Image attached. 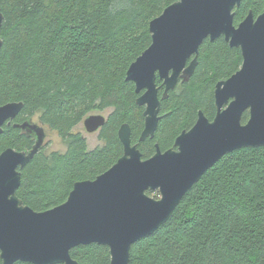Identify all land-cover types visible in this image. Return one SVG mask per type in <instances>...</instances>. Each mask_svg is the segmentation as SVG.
<instances>
[{
  "label": "trees",
  "instance_id": "trees-1",
  "mask_svg": "<svg viewBox=\"0 0 264 264\" xmlns=\"http://www.w3.org/2000/svg\"><path fill=\"white\" fill-rule=\"evenodd\" d=\"M177 0H0V105L22 101L17 121L40 120L67 143L64 152L40 150L22 169L17 195L34 210L63 203L76 181L95 179L123 154L118 130L131 126L132 143L143 158L174 146L190 129L199 110L216 114L215 86L242 65L239 47L223 36L200 46L197 67L161 100L155 136L140 141L144 106L137 104L130 64L151 44L150 21ZM264 0H242L238 25ZM162 97L164 86L157 77ZM111 109L99 131L102 146L88 148L75 132L93 111ZM249 119L245 111L242 122ZM31 138L11 125L0 133V153L24 149ZM159 197L158 191H148ZM79 264H110L107 245L71 249ZM131 264H264V146L224 155L185 194L170 219L131 247ZM0 264L2 259L0 257ZM14 264H33L17 261ZM61 264V263H57Z\"/></svg>",
  "mask_w": 264,
  "mask_h": 264
},
{
  "label": "water",
  "instance_id": "water-1",
  "mask_svg": "<svg viewBox=\"0 0 264 264\" xmlns=\"http://www.w3.org/2000/svg\"><path fill=\"white\" fill-rule=\"evenodd\" d=\"M242 0H177L149 24L151 44L130 64L137 104L144 106L140 141L153 138L160 119L161 100L180 82L188 81L200 46L223 36L242 51L241 67L220 80L214 91L216 114L210 120L199 110L195 124L183 130L174 146L143 158L132 143L131 126L123 123L118 136L123 154L95 179L76 181L67 199L44 211L34 210L17 195L23 168L42 147L44 128L25 122L36 134L28 152L8 148L0 154V257L2 264H79L71 249L98 243L110 248V264H131L132 245L158 230L202 176L224 155L241 148L264 146V11L253 12L238 24L235 9ZM4 14L0 8V27ZM3 39L0 37V49ZM157 77L164 91L159 96ZM22 101L0 105V133L23 108ZM245 111L249 119L242 122ZM107 117L90 114L88 132H97ZM30 132V133H29ZM148 191H158L159 197Z\"/></svg>",
  "mask_w": 264,
  "mask_h": 264
},
{
  "label": "rangeland",
  "instance_id": "rangeland-1",
  "mask_svg": "<svg viewBox=\"0 0 264 264\" xmlns=\"http://www.w3.org/2000/svg\"><path fill=\"white\" fill-rule=\"evenodd\" d=\"M111 112V109H106L102 111H93L91 114H97L101 113L108 117L109 113ZM34 119L37 121L38 117H34ZM75 132H80L82 133L86 139H87V144L89 149H93L97 146H102L104 144V141L100 138L99 132H87L86 128L83 125V121L75 127ZM47 131V137H46V150L45 152L49 153L52 151H60L64 152L67 148V143L62 140V138L57 134L56 131L49 129L46 127Z\"/></svg>",
  "mask_w": 264,
  "mask_h": 264
},
{
  "label": "flooded vegetation",
  "instance_id": "flooded-vegetation-1",
  "mask_svg": "<svg viewBox=\"0 0 264 264\" xmlns=\"http://www.w3.org/2000/svg\"><path fill=\"white\" fill-rule=\"evenodd\" d=\"M21 111V110H20ZM20 113V112H19ZM18 113V114H19ZM18 114L16 115V117L14 118V119H9V120H7L6 122H5V124L3 125V129H4V126H6V125H13L14 127H16V128H18V129H20V133H22V134H24V135H26V136H28V137H30L31 138V146L30 147H25L24 149H15V148H13V147H8V148H13V149H15V150H17V151H25V152H28V151H30L31 149H33V147H34V145H35V143H36V134L34 133V132H31V134H28V133H26L21 127H19L18 125H21V124H23V123H25V122H30V124H32V125H38V126H41V127H43L44 128V131H45V138H44V141H43V145H42V147L38 150V152L40 151V150H46V144H47V142H46V137H47V131H46V127H48L49 129H51L49 126H47L46 124H44L41 120H40V115L39 114H35V115H33V116H30V117H27V118H24V119H21V120H19V121H17V116H18ZM199 114V113H198ZM38 117V120L36 121L35 119H34V117ZM213 120V119H212ZM83 125H84V123H83ZM85 127V126H84ZM53 130V129H52ZM100 131V130H99ZM99 131H97V132H99ZM88 132V131H87ZM30 133V132H29ZM8 148H6V149H8ZM5 149V150H6ZM4 151V150H3ZM2 151V152H3ZM1 152V153H2ZM37 152V153H38ZM0 153V154H1ZM26 166V165H25ZM24 166V167H25ZM23 167V168H24ZM23 168H21L20 166L18 167V170L19 171H21V173H22V169Z\"/></svg>",
  "mask_w": 264,
  "mask_h": 264
}]
</instances>
